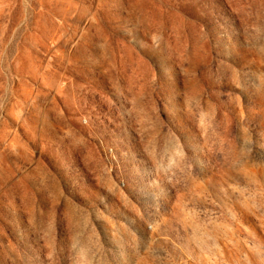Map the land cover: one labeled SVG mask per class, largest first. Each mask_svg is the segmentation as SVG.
<instances>
[{
    "label": "rangeland",
    "instance_id": "1",
    "mask_svg": "<svg viewBox=\"0 0 264 264\" xmlns=\"http://www.w3.org/2000/svg\"><path fill=\"white\" fill-rule=\"evenodd\" d=\"M0 264H264V0H0Z\"/></svg>",
    "mask_w": 264,
    "mask_h": 264
}]
</instances>
